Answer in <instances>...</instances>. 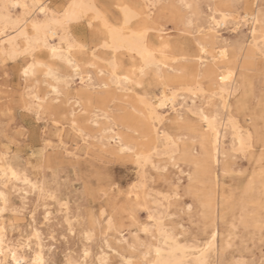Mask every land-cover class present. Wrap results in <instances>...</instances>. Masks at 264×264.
<instances>
[{"label": "rangeland", "instance_id": "374dc122", "mask_svg": "<svg viewBox=\"0 0 264 264\" xmlns=\"http://www.w3.org/2000/svg\"><path fill=\"white\" fill-rule=\"evenodd\" d=\"M42 1L58 12L69 2ZM155 1L148 9L142 0L130 1L140 13L134 23L145 20L148 12V25L164 29L166 33L162 34L172 42L173 53L181 56L175 65L183 67L171 73L172 77H185L195 73L197 68L202 71L205 66L211 65L208 60L207 64L199 65L197 38L203 36L210 41L211 33H203L207 32L212 8H221L230 14L228 25L219 29L217 38L207 44V50L230 45L228 57L237 66L236 81L240 85L239 90L230 98L231 110L239 123L252 131L253 147L246 153L229 151L232 136L227 130L228 134L225 132L223 138L224 158L215 168L218 186L195 183L192 193H189L186 188L192 167L182 157L187 152H191L194 157L199 155L197 144L200 138H193L187 127L202 124L197 116L187 112L183 119L176 121L170 110L163 111L166 118L160 129H165L175 138L180 137L182 147L172 160L163 152L161 144H158L156 150H151L153 163L143 168L136 164L134 156L128 155L131 152H119L110 140V144H106L107 137L104 138V135L107 136V133L102 132V129L113 121L118 124L115 119L119 115L133 111L131 106L136 103L137 95L153 99L161 85L150 72L142 79L134 75L126 83L131 89L126 92L118 89L113 82H109L108 87L98 86L107 77V73L104 70L103 75L96 74L95 67L88 61H96L107 67L112 54L101 45L103 34L100 25L89 27L90 22L96 25V21L90 19L91 14L69 24L70 33L83 45L75 54L95 84L91 89L82 87L80 78L75 77L64 62L51 59L46 49L41 48L34 56L44 66L50 65L61 79L57 83L59 92L56 94L51 92L49 84L54 82L43 65L38 66L34 76L23 77L22 70L28 59L25 53L18 54L16 59L0 57V164L9 162L18 172L20 170V178L26 173L24 177H28L31 182L23 184L21 180L9 182L0 178V191L5 196V201L0 197V209L5 208L0 210V223L4 226L6 238L10 242H22L25 238L33 241L32 249L24 251L25 261L21 264H30L29 258L36 248L34 230L40 234L43 253L47 255L44 256L47 259L44 264H99L98 260H104L106 264H125L123 259L127 256V259L132 258L128 259L132 264H145L150 235L140 227L146 225L154 230L150 214L160 215L165 228L169 227L167 230L178 237L181 243L201 245L207 240L210 229L208 219L203 216L197 203L205 194L218 196L216 224L221 237H218V254L209 253V264H264V58L257 51L250 52L249 29L248 25L243 24V19L257 9L264 12V0H187L188 8L180 0ZM94 3L108 22H120L118 0H94ZM235 21L239 22L237 28ZM198 28L201 33L197 31ZM154 34L155 30L150 29L148 36L151 41H155ZM236 43L240 46H236ZM92 54L94 57L90 56ZM118 57L121 60L120 68L132 70L128 55L123 53ZM204 78L200 76L198 79L208 90L211 88V79ZM83 93L104 96L107 100L105 104L94 98L89 102ZM35 94L44 99L39 109L35 104L38 101L33 97ZM178 98L182 102L184 96ZM184 99L182 105H191L188 96ZM203 103L204 98H194L195 107L211 109L214 104L215 110H219V117L225 115L216 96L210 107ZM115 129L128 132L120 124ZM137 134H133L132 143H148V137ZM222 164L223 170H220ZM143 179H146L144 183ZM247 187H252L251 193ZM221 192L227 196L225 205L220 203ZM153 195H157L156 199ZM122 237L135 241L137 247L128 250Z\"/></svg>", "mask_w": 264, "mask_h": 264}, {"label": "bare ground", "instance_id": "6f19581e", "mask_svg": "<svg viewBox=\"0 0 264 264\" xmlns=\"http://www.w3.org/2000/svg\"><path fill=\"white\" fill-rule=\"evenodd\" d=\"M130 1L131 0H118V6L120 8V14H121V18L119 22L120 25H124V22H125V9H127V11L130 13L128 17V25L124 27L123 31L117 32L114 35L101 31L103 34L101 45L105 48H108L112 54L111 59L109 58V60L107 61V67L103 65H99V63H97L96 61L89 60L88 63L91 66L95 67L96 74L99 75L103 73L104 70L106 71L105 73H107L106 74L107 77H104L99 82L98 86L101 85V86L108 87L109 82H113L118 89H121L126 92L128 90H131L130 87L126 85V83L131 81L134 75L139 76V78L142 79L143 76L152 72L154 79L157 81V83H160L161 88H160L159 93L153 99L147 98L146 95H139V96L137 95V99L135 100L136 103L132 104L131 106L133 111L130 110L129 112H124L123 114L119 115L118 118L115 119L116 121H118V124L125 127L128 130V132H125L126 133L125 134L124 132H122L123 130L120 131V130L115 129V127H117L118 124L117 122H114L112 120L113 121L112 124L102 129V132L107 133V136L104 135V138L107 137V142L106 141L105 142L106 144H110V141L113 142V144L116 146L119 152H131V153H128V155L134 156L136 164H138L140 167H143V168L144 166H146V164L149 163L151 165L153 163L152 155H151L153 153H151V150H154V149L156 150L158 144H161V146L163 147V152L167 154L170 160L175 159L177 153L182 148L181 144L179 143L180 137L175 138L165 129H160V125L166 118L165 115L163 114V111L167 109L170 110L173 113L174 119L176 121H180L181 119H183L185 113L189 112L197 116L198 120L201 121L202 124H198V127L197 126L195 127V125L187 126L190 129L189 131L192 132L193 138H197V136L200 138V142L197 144L198 145L197 150L199 152V155L197 157H194V155H192L191 152H187V155H184L182 157V159L187 160L192 167V171L189 172L188 174L189 183H188V187L186 188L187 192L192 193L195 183H199L200 185H204L205 183H210L211 186H218L217 181H216L215 168L216 166L221 164V160H222L221 158H224L223 155L225 154V151L223 148V138H224L225 132L229 130L232 136L231 149L229 151L232 150V151H239L241 153H244L245 151H248L253 147L252 131L246 127H243L239 123L237 117L232 113V110H231L230 98L233 97L235 93L239 90L240 85H238L236 81V67L237 66L235 67L233 65V62L229 60V57H228L229 56L228 47L230 45L228 46L227 44L222 45L223 44V40H222V44H221L222 46L213 47L210 49V51L207 50V44H209L210 41L213 40V38L214 39L217 38L219 29L221 27H225L228 25L227 24L228 19H227L224 21V23L218 24L213 30L212 29L213 18L223 19V16L221 14L229 18L230 14L221 8H216V7L212 8L210 10L211 13H210V20H209L207 32L203 31L204 35L211 33L210 41L206 40L203 36L197 38L198 50L200 52V56L198 57L199 65L207 64V60L208 62H211L209 63L211 65L207 67L205 66V68L203 67L204 69L202 68L203 69L202 71H200L197 68L195 73L187 74V76L185 77H172L173 75L171 76V73L180 71L183 69V67H180L179 65H175V62H177L181 56L173 53L172 42L170 41V39L166 37V35L162 34L164 32L163 31L164 29L162 30L160 28H153L150 25H148L149 22H148L147 17H149L150 13L148 12L146 13L145 20H141V21L134 23V20L139 17L140 13L132 6V3H130ZM180 1L184 3L183 5L186 6V8H188L187 6L189 5V3L187 0H180ZM34 2L44 4L49 17H51L53 13L60 15L64 12L71 10L72 12L77 13V14L83 13V16H81L78 20L90 14H91L90 19L95 20L96 13H100V15L104 19H106L105 16L102 14V12L96 8L94 0H69V2L66 4L64 9L60 12L51 9L43 1L41 2V0H0V57L8 56L11 58L13 57L15 58L18 54L25 53V50L29 49V45L31 42V46H32L31 50L25 53L28 59H27V63L24 69L29 68L28 76L33 75L35 73V70L38 68V66L43 65V62L34 56L36 51L43 48L47 50V53L51 59H53L54 61H61V63L64 62V64H66V66H68L71 69L75 77L78 76V78H80L81 80L80 83L82 87H85L86 89L93 88L95 84L92 82L89 71L84 69L83 63H81V60L77 58L75 54V52L79 50L80 47H72L71 52H69L70 43H73L75 45H82L80 41L75 39L74 36H72V33H70L69 25H67V30H68L67 36L70 37L71 40L66 38L64 36L63 30H61V31H56L55 35L49 32L47 34L46 42L44 40V34L41 33L39 36L40 43L37 44L36 43L37 36L33 30L32 25L34 22L43 23L45 20V14L39 11H34L32 9L26 10L23 7H4L5 5H8V6L24 5V4L32 5ZM142 2H144V5L146 8L149 7L150 5H153V0H142ZM70 5H77V6L82 5L83 7H75V8L70 9L69 8ZM89 6H94V7H89ZM263 7H264V2H263ZM78 20H74L72 23L77 22ZM108 23L113 26H116L115 23H110V22ZM190 24L191 26H193L192 23ZM234 24L236 28L239 26L238 21H235ZM243 24L248 25L249 34H250V39H249L250 41H248L250 52L252 53L254 51L255 52L257 51L261 54V57L264 58V12L257 9L256 11L249 14L247 18L243 19ZM198 25L200 26V24ZM202 25L203 24H201V26ZM101 28H102V24L100 25V29ZM150 29L155 30V34H154L155 41H151L149 39L148 32ZM197 31L201 33V30H199V28ZM62 39H63V42H62ZM236 46H238L237 43H236ZM53 48L57 49L56 55H53V52H52ZM241 49H243V47H241ZM123 53L128 55V57L131 59L132 70L120 68L121 60L119 59L118 56H120ZM93 55L94 54L90 56H93ZM17 57H19V55ZM69 58L72 60L71 64L68 62ZM101 60H104V59L101 58ZM44 67H46V73L49 75V77L51 76L50 79L52 80V82H54V83L49 84V87L51 88V92H54V94H56L59 92L58 81H61V79L59 80L58 78L59 76L58 77L56 76L54 69L50 65H45ZM49 69H51V73L49 72ZM22 71L24 73V70ZM74 75H71V76L74 77ZM200 76H203L205 78L210 77L211 84L209 85H211V88L207 90L204 87V85H202L201 81L198 79L200 78ZM23 77H24V74H23ZM65 79H68V78L66 77ZM65 85L69 86V84H65ZM53 89H56V91H53ZM32 90L30 89V91ZM91 93H83V95L88 98L87 99L88 101L89 100L91 101L92 98H94L95 100L99 101L101 104H105L107 97L98 96V95L93 96L92 95L93 93L92 94ZM106 96L109 97L110 94L107 93ZM180 96H184V98L188 96L191 99V105H188V106L182 105L185 99L183 98L182 102H179L178 97ZM215 96L217 97L219 101L221 110L225 112V115H222L219 117L220 114H218L217 112L218 109L215 110L216 108L214 104H212V108L214 107L213 109L212 108L209 109L206 107H195L193 104L194 98L201 97V98H204L203 105L204 104L209 105L208 107H210L211 103L213 102V98ZM33 97L38 101L37 103L35 102V104H37L36 107L37 109H39V107L42 106V102L44 99L38 96L37 94L33 95ZM32 101H34V99H32ZM205 117L207 119H205ZM209 122H211V126H209ZM137 132L141 133L140 136L142 135V136H146L149 138L148 139L149 141L147 144L143 145L142 143L136 142V141H135V144L132 143L131 138H133L134 137L133 134L134 133L137 134ZM165 154L163 156H165ZM222 167H223V164L220 166V170H223ZM19 172L15 169L14 166H12L7 161L0 164V178L1 179H4L6 181L7 180L8 181L9 180H17V181L21 180L23 184L31 183L28 181L27 179L28 177L27 178L24 177V175L26 174L24 171L23 172L25 174L23 173L24 174L23 178L19 177L20 176ZM13 173H15V175H13ZM143 180H144L143 181L144 183L146 179H143ZM4 183L8 184L7 182H4ZM33 184L35 185V183ZM262 186L264 187V183ZM251 188L247 187L249 191ZM0 194H2L0 195L1 199L5 201L4 194L1 191H0ZM193 195L196 196L195 194ZM197 195H200V194H197ZM156 196H154L155 199H156ZM162 196L163 195H161V198ZM175 197L177 196L175 195ZM216 198L218 199V196L216 197V195H208V194L206 195L205 194L202 198L200 197L197 202L201 209V213L203 214V216H205L208 219L207 223L209 224V227H210L209 236L207 240L203 242V244L201 245H195V244L190 245L186 243H181L177 239L178 237L176 238L175 235H173L169 230H167L169 227L167 229L165 228L162 217L160 215H153L149 213L150 218H151L150 220H153V223H154V227H153L154 230L153 231L150 230V228L147 227L146 225H142L140 227L142 231H145V229H147L148 231L147 233H149L150 235V240L147 244V250H146V254L148 255V258H145V264H209V253L210 252L215 253V254L217 253L218 244H219L218 237H220L219 236L220 231L216 224V220L218 219V207L216 208L217 206ZM226 201H227V196L225 195V193L221 192L220 203L222 202V204L225 205ZM190 208H191V205H190ZM3 209L1 208L0 210L3 211ZM161 210L164 213L163 208ZM147 212H149V210H147ZM204 223L206 224V222ZM243 224L247 225L246 223H243ZM35 231L36 230H34L33 237L36 240L34 244L36 245V248L32 251V255L30 256L31 258L29 257L28 258L30 259V264H44L46 262L45 260H47L45 259L46 257L44 258L46 253L45 255L43 253V246L41 243L42 240L40 239L41 236H39L40 234L39 235L37 234L38 231L37 232ZM0 237H2V243H0V261H3L4 264H17V262L21 264L22 262H24L25 261L24 251L26 249H32L31 247V244H33L32 239L30 240L29 238H25L22 242H19V241L10 242V240L6 238V235L4 232V226L2 223H0ZM89 237H91V235ZM86 239L88 238L86 237ZM122 239L126 243L128 250L129 249L131 250V248L137 247L135 241L128 240L125 237H122ZM44 250H45V247H44ZM83 251L85 253V250ZM127 257L126 259L125 258L123 259V257L121 258L125 261V264H132V262L130 261L132 258L129 257L128 259L130 260H128ZM98 263L106 264L104 260L101 262L98 260ZM244 263H240V264H244ZM68 264H77V263L69 262ZM121 264L123 263L121 262Z\"/></svg>", "mask_w": 264, "mask_h": 264}, {"label": "snow or ice", "instance_id": "6c2138e0", "mask_svg": "<svg viewBox=\"0 0 264 264\" xmlns=\"http://www.w3.org/2000/svg\"><path fill=\"white\" fill-rule=\"evenodd\" d=\"M4 7H23L26 10L32 9L34 11H39V12L45 14V20H44L43 23L34 22L33 25H32L33 30H34V32L36 33V36H37V41H36L37 44L40 43L39 36H40L41 33L44 34V40L46 42L47 34L49 32H51L53 35H55L56 31H61V30H63L64 36L66 38H68L69 40H71V38L67 36V31H68L67 30V25L72 23L74 20H78L81 16H83V13L77 14V13H74V12H72L70 10V11L64 12V13H62L60 15H57L56 13H53L51 15V17H49L48 14H47L45 5L41 4V3H37V2H34L32 5H28V4L11 5V6L5 5ZM75 7H83V6L82 5L81 6H77V5H70L69 6L70 9L75 8ZM89 7H94V6H89ZM129 15H130V13L127 11V9H125V22H124V25H120L119 22L117 21V22H115L116 26H113V25L109 24L108 21L106 19H104L100 15V13H96V16H95L96 25H93V23L90 22L89 23V27H94V26H98V25L102 24V28L100 29L101 31L106 32L108 34L114 35L117 32L123 31L124 27L128 25V17H129ZM221 15L223 16V19L213 18V20H212V29L213 30L215 29V27L218 24L224 23V21L228 19L227 16H224L223 14H221ZM62 42H63V39H62ZM31 47L32 46H31V42H30L29 49H26L25 53L30 51ZM72 47H80V48H82L83 45H75L73 43H70L69 52H71V48ZM145 47H146V45H145ZM52 52H53V55H56L57 49L53 48ZM68 62L71 64L72 60L69 58ZM49 72L51 73V69H49ZM24 75L25 76L29 75V68H25L24 69ZM101 75H103V73H101ZM53 91H56V89H53ZM205 119H207V118L205 117ZM209 126H211V122H209ZM13 175H15V173H13ZM0 195H2V194H0ZM145 231H147V229H145ZM0 243H2V237H0ZM0 264H4V262L0 261ZM17 264H19V262H17Z\"/></svg>", "mask_w": 264, "mask_h": 264}]
</instances>
